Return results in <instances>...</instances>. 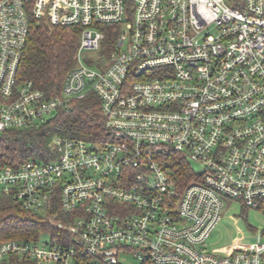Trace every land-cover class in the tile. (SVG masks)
Wrapping results in <instances>:
<instances>
[{"label": "built area", "instance_id": "built-area-1", "mask_svg": "<svg viewBox=\"0 0 264 264\" xmlns=\"http://www.w3.org/2000/svg\"><path fill=\"white\" fill-rule=\"evenodd\" d=\"M32 19L81 28L53 97L19 81ZM90 94L99 144L56 136L52 160L0 165V190L56 230L0 244V264H264V232L227 256L207 245L225 200L264 212V0H0V134Z\"/></svg>", "mask_w": 264, "mask_h": 264}, {"label": "trees", "instance_id": "trees-1", "mask_svg": "<svg viewBox=\"0 0 264 264\" xmlns=\"http://www.w3.org/2000/svg\"><path fill=\"white\" fill-rule=\"evenodd\" d=\"M103 29L107 31V44L113 45L119 30ZM80 33V27L50 26L32 19L30 36L19 67V81H32L47 97L60 94L67 75L75 66ZM101 104L99 97L90 94L60 110L46 125L1 133L0 165L18 168L31 160H52L54 153L50 145L56 136L99 144L105 137ZM174 164L179 180L189 181L192 177L189 163L174 159ZM42 233L56 234L46 215L26 210L0 190V244L35 241Z\"/></svg>", "mask_w": 264, "mask_h": 264}, {"label": "rangeland", "instance_id": "rangeland-1", "mask_svg": "<svg viewBox=\"0 0 264 264\" xmlns=\"http://www.w3.org/2000/svg\"><path fill=\"white\" fill-rule=\"evenodd\" d=\"M228 3L232 7L234 0ZM123 32L128 33V30L124 29ZM102 55L103 51L100 50L83 51L81 56L83 62H100ZM54 117L55 115L49 117L48 122ZM192 167L196 172H201L200 164L194 162ZM262 232H264V212L225 200L222 218L207 241L208 249L220 256L230 255L234 251H245L251 243L257 241ZM40 241L50 242V235L42 233ZM129 261L135 263L132 258Z\"/></svg>", "mask_w": 264, "mask_h": 264}]
</instances>
